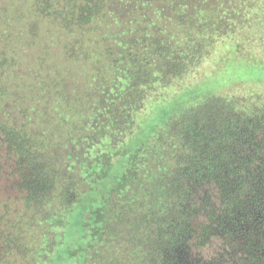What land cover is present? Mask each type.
<instances>
[{"label": "trees", "instance_id": "16d2710c", "mask_svg": "<svg viewBox=\"0 0 264 264\" xmlns=\"http://www.w3.org/2000/svg\"><path fill=\"white\" fill-rule=\"evenodd\" d=\"M47 1L5 3L0 19L24 28L21 18L39 12L29 31L58 33L72 56L90 61L89 80L71 91L50 71L39 81L21 75L16 58L29 41L8 50V30L0 32V191L19 207L9 218L0 199V264L13 254L51 264L92 164L105 176L117 156L118 184L79 223L93 244L85 245L119 235L139 264H264L262 97L206 94L146 140L137 120L157 86L198 67L264 0ZM44 18L53 26L41 28Z\"/></svg>", "mask_w": 264, "mask_h": 264}, {"label": "rangeland", "instance_id": "374dc122", "mask_svg": "<svg viewBox=\"0 0 264 264\" xmlns=\"http://www.w3.org/2000/svg\"><path fill=\"white\" fill-rule=\"evenodd\" d=\"M47 2L56 6L58 0ZM5 3H14L16 9H19L24 3L35 5V3L45 2L43 0H0V6ZM255 11L259 14L246 15L245 24L242 26L238 24L235 35L218 43L198 67L167 86H157L156 91H153L146 100L145 111L137 118L141 125L145 126L139 135V141L149 139L153 127L163 126L172 111L178 112L189 104H197L206 94H220L243 99L250 95L261 96L264 103V1L255 3L251 13ZM33 15L34 17L30 16L28 20L24 19L25 16L21 18V24L25 22V29L15 22L11 23V29H9V20L4 24V20L0 19V32L8 30V33L4 35L5 40L10 42L6 44V49L9 50L10 44L13 46L20 44L22 37H26L27 42L29 41L25 49L21 50V55L16 58L20 63L15 67V71L18 68L22 75V72L26 70L38 81L45 77L47 71H50V76L55 82L65 79L64 85L68 87L67 90H77L80 85L89 80L90 61L85 56L78 55L80 54L78 50L77 54L72 56L69 50H66L64 43L60 42V36L56 32H46L43 37L35 34L34 31L30 32L29 30L36 26L32 25L29 29L31 19L38 21V24L40 20L37 18L39 12ZM44 19L46 23L41 20V28L53 26L54 19ZM90 56L92 54L88 52L89 59H91ZM80 73H86L87 76H82L81 80L77 76ZM40 96L43 94L40 93ZM55 151L58 152L59 148ZM92 165L90 188L75 205L69 223L64 229L66 240L60 242L58 252L51 264H139L140 260L134 244L125 237L119 235L113 239L106 237V243L90 248L93 245L90 244V237L80 236L83 228L79 223H82L83 214L90 210V206L94 207L96 204L103 203L112 187L118 184L123 172L120 156H117L111 167L105 168L107 171L105 176H100L104 169L102 164L96 162ZM66 175L69 176V173ZM10 195L4 190L0 191V199L5 200L10 206L8 217L16 219L19 207L13 195L11 193ZM1 228L3 225H0ZM11 232L13 235L18 234L14 229ZM33 232L40 233L41 230L33 229ZM85 242L90 246L85 245ZM8 261L9 264H27L25 258L19 254L10 255Z\"/></svg>", "mask_w": 264, "mask_h": 264}]
</instances>
